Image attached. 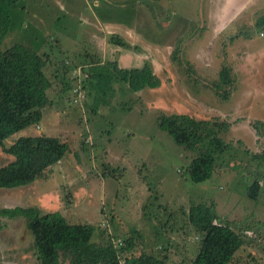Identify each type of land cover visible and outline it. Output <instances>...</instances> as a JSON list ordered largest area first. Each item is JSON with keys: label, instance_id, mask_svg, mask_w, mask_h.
Masks as SVG:
<instances>
[{"label": "rangeland", "instance_id": "rangeland-1", "mask_svg": "<svg viewBox=\"0 0 264 264\" xmlns=\"http://www.w3.org/2000/svg\"><path fill=\"white\" fill-rule=\"evenodd\" d=\"M230 1L11 3L2 48L20 42L47 52L44 70L53 82L42 120L9 136L4 145L45 132L62 137L69 150L33 182L0 187V207L59 210L70 222L100 225L96 241L111 235L118 244L133 235V247L120 263L126 255L146 251L165 255L169 264H189L201 233L189 221L188 208L213 201L219 222L244 239L231 264H264V163L252 156L263 149L264 136L258 138L250 124L264 121V31L254 27L258 16L251 24L241 23L247 19L243 13L242 26L219 29L216 16ZM113 35L124 45L113 42ZM107 60L125 67L149 62L161 83L134 91L115 77L113 92L105 94L98 80L114 75ZM76 65L82 68L78 80L71 76ZM223 65L230 67L233 84L215 88ZM174 112L230 123L219 128L229 146L217 155L206 180L196 182L185 172L197 151L178 144L158 125L160 113ZM12 158L0 146V164ZM254 179L260 181L256 198L247 192ZM0 264H39L33 236L20 216H0Z\"/></svg>", "mask_w": 264, "mask_h": 264}, {"label": "trees", "instance_id": "trees-1", "mask_svg": "<svg viewBox=\"0 0 264 264\" xmlns=\"http://www.w3.org/2000/svg\"><path fill=\"white\" fill-rule=\"evenodd\" d=\"M16 1L0 0V146L13 156L9 162L0 164V187L33 182L69 150L66 140L45 132L20 135L8 146L4 145L9 136L42 120L43 109L51 103L48 88L53 82L52 76L44 70L50 61L47 52L20 42L2 48L11 25L10 5ZM111 39L124 45L118 36L113 35ZM107 64L114 75L98 80V87L105 94L113 92L110 84L115 77L134 91L161 83L149 62L140 67H125L117 60H107ZM53 77L57 78L58 74ZM233 81L230 67L223 65L214 87L221 84L230 86ZM157 122L178 144L197 151L185 166V172L192 175L196 182L209 178L214 172L217 155L229 146V142L219 135V128H227L230 123L196 118L186 112L160 113ZM250 124L258 138L264 136L262 119L252 120ZM252 156L264 163V147ZM259 189L260 181L254 179L247 188L248 195L256 198ZM187 215L201 233L198 251L189 264H231L244 239L230 224L219 222L214 202L193 203ZM0 216H20L24 219L33 236L39 264H130V259L133 264H169L165 255L146 251L126 255L124 262L120 263L121 255L133 247V235L123 236L118 244L111 235L96 241L93 236L101 229L100 225L70 222L59 210L44 212L38 205L32 204L2 206Z\"/></svg>", "mask_w": 264, "mask_h": 264}, {"label": "crops", "instance_id": "crops-1", "mask_svg": "<svg viewBox=\"0 0 264 264\" xmlns=\"http://www.w3.org/2000/svg\"><path fill=\"white\" fill-rule=\"evenodd\" d=\"M233 2L232 0L227 3H224L216 16V22L219 25V29L226 28L227 24H239V19L245 15L247 19L241 23L251 24L256 16L254 21V27L264 31V22L262 20L261 13H264V0H257L256 3L254 0H241L240 2ZM251 4H254L251 6ZM243 13L241 16L240 14ZM264 15V14H263ZM222 23V24H221ZM221 24V25H220ZM221 26V27H220ZM264 35V32H261ZM128 64V63H127ZM123 66V64H121Z\"/></svg>", "mask_w": 264, "mask_h": 264}, {"label": "built area", "instance_id": "built-area-1", "mask_svg": "<svg viewBox=\"0 0 264 264\" xmlns=\"http://www.w3.org/2000/svg\"><path fill=\"white\" fill-rule=\"evenodd\" d=\"M82 74V68L80 66H73L71 68V75L75 78H77V80L80 78L79 76ZM81 81V80H80ZM77 89V88H75Z\"/></svg>", "mask_w": 264, "mask_h": 264}]
</instances>
